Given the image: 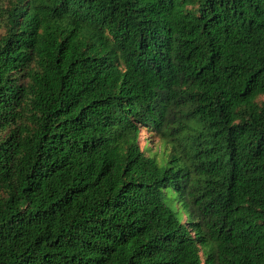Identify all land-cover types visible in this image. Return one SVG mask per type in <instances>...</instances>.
Segmentation results:
<instances>
[{
  "label": "trees",
  "instance_id": "trees-1",
  "mask_svg": "<svg viewBox=\"0 0 264 264\" xmlns=\"http://www.w3.org/2000/svg\"><path fill=\"white\" fill-rule=\"evenodd\" d=\"M0 31V264H264V0H0Z\"/></svg>",
  "mask_w": 264,
  "mask_h": 264
},
{
  "label": "rangeland",
  "instance_id": "rangeland-1",
  "mask_svg": "<svg viewBox=\"0 0 264 264\" xmlns=\"http://www.w3.org/2000/svg\"><path fill=\"white\" fill-rule=\"evenodd\" d=\"M1 32V31H0ZM186 105L177 106L174 113L170 116V121H168L165 132L169 133L166 142L162 141V137L159 135H152L147 131L146 127L140 128L139 134V144L140 147L144 149H149L146 154L156 155L160 159L164 154H168L171 150L172 143H178V139L181 138L185 133L186 129L183 127L185 123H191L186 117L182 116L180 110L184 109ZM180 127V130H176Z\"/></svg>",
  "mask_w": 264,
  "mask_h": 264
}]
</instances>
